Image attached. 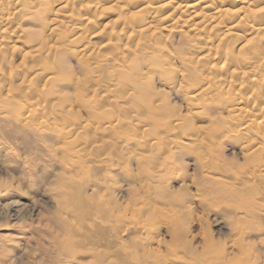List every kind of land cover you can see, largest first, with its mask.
<instances>
[{
    "label": "clouds",
    "instance_id": "clouds-1",
    "mask_svg": "<svg viewBox=\"0 0 264 264\" xmlns=\"http://www.w3.org/2000/svg\"><path fill=\"white\" fill-rule=\"evenodd\" d=\"M167 2L0 0V264H264V50Z\"/></svg>",
    "mask_w": 264,
    "mask_h": 264
},
{
    "label": "bare ground",
    "instance_id": "bare-ground-1",
    "mask_svg": "<svg viewBox=\"0 0 264 264\" xmlns=\"http://www.w3.org/2000/svg\"><path fill=\"white\" fill-rule=\"evenodd\" d=\"M249 1L250 0H232V3L231 4L224 6L225 7V10L231 11L237 17L234 21L227 23L226 28L223 29V31L225 32V34H229V31H230V33L232 34L233 37H234V35H237L235 37L238 38L241 35V34H239V31H241L240 29L243 30L242 32L245 34V36L246 35H250V34H256L257 31L264 30V27H262L263 26L262 23H257V20L258 21H261V20H259L260 19L259 17H262L261 15L263 14V13H260V12H263L264 11V0H251V2L253 1L252 3L249 2ZM162 3H163V12L161 13V15L171 10V12H168L167 14L162 15L163 17H166L167 18V19L164 20L165 31H167V25L171 22V16H172L173 12L176 11V9L173 6H170L168 4L167 0H162ZM244 3H246V6L243 5ZM177 4H184L185 6H187L189 8L190 11L192 9H195L196 10V13H197L195 15V21H197V22L201 18L200 15H199V13H200L201 10H203L204 12H207L209 15H211L213 12H217V11L220 10L218 7H216V6H214V5L210 4V3H206V2L205 3H201L200 0H177ZM110 6L111 5H105V7H110ZM60 7H63V5H61ZM82 7H83V5H82ZM247 8H250L253 11H255L256 12V15L254 17H251L249 19V26L248 27H246V28H240V27H238L239 20H240V17H243V15H244V12L242 11V9H247ZM12 10L15 11L16 8H14ZM10 13L11 12H9V13H7L5 15L4 22L2 24H0L1 26L6 25L7 22L11 23L10 21L13 20V19L10 17L11 16ZM63 13H65V14H63ZM63 13H60V9L57 8V14H60L61 17L65 18L66 17V11L64 10ZM109 15H114V14L109 13ZM148 19H151V17H148ZM213 23H214V21H213ZM9 25H11V24H8L7 26H9ZM2 30L3 31L4 30L6 31L7 28L4 27ZM9 32H12L13 33V37L15 38L16 32L13 31V30L12 31H9ZM242 36L243 35H241V37ZM235 41L236 42L233 43V45L235 46V48L238 49V50H240V49L242 50V47H244V44H241V43H243V42L242 41L240 42L239 39H237ZM246 42L250 43V44H248V48H250V50L251 49L253 50L254 48H252V47H254L255 45H252V40L251 39H246ZM250 45H251V47H250ZM256 46L258 47V44ZM14 50L15 49H13V51ZM255 56H257V55H255ZM231 68H233V67H231ZM245 68H247V67L245 66ZM245 68H243V76L246 79H248L250 73L253 72V69L247 70L248 68L247 69H245ZM234 73H235V71H234ZM256 73L253 74V75H251V80L258 81L259 82L262 78H264V75L263 76L261 75V77L260 76L257 77L258 75H256ZM22 79H23V77H22ZM9 90H11V88H9ZM240 93H243V92H240ZM244 103H245L244 101H242V102L240 101V107H244L245 106ZM31 112H32V109H29V111H28V113H26V115H31ZM239 259H240V257H238V256L235 257V260L237 262L239 261Z\"/></svg>",
    "mask_w": 264,
    "mask_h": 264
},
{
    "label": "rangeland",
    "instance_id": "rangeland-1",
    "mask_svg": "<svg viewBox=\"0 0 264 264\" xmlns=\"http://www.w3.org/2000/svg\"><path fill=\"white\" fill-rule=\"evenodd\" d=\"M249 2H251V0L249 1ZM253 2V1H252ZM251 2V3H252ZM244 6H246V3H244L243 4ZM78 6H80L81 8H83L82 7V5H78ZM20 8V5L19 4H17V6H16V10L14 11V10H11L10 12L12 13H10V17L13 19V20H11L10 22L11 23H9V22H7L6 23V25H4V26H1L0 25V33H4L5 35L7 34V32H9V31H15L16 29H17V24L16 23H14V21L16 20V17L19 15V11H18V9ZM13 11V12H12ZM65 11H66V17L65 18H67V14H69V9H65ZM168 12H171V10L170 11H168ZM168 12H166V13H164V14H162V15H165V14H167ZM259 13V12H258ZM260 13H263L261 16L262 17H259L260 19L259 20H261V21H258L257 20V23H262V27H264V11L263 12H260ZM63 14H65V13H63ZM63 18V17H62ZM8 24H11V25H9V26H7ZM168 24V23H167ZM4 27H6L7 28V32L4 30H2ZM9 30V31H8ZM241 31H239V34H241V35H243L242 37H241V35L238 37V38H236L235 36H237V35H234V37H233V40H232V43H234V42H236L235 40H237V39H239V41L241 42H243V43H241V44H244V47H242V50H246L247 52H248V54L249 55H252V56H254L255 57V55H258V54H260L261 53V51L262 50H264V41H261V42H259L258 43V47L255 45L254 47H252V48H254L253 50L251 49L250 50V48H248V44H250V43H248V42H246V39H253V37L255 36V34H250V35H246L245 36V34L242 32L243 30L242 29H240ZM96 37H94V39H95ZM246 38V39H245ZM246 44H245V43ZM247 46V47H246ZM16 47H19V42H17V45H16ZM238 50V49H237ZM241 50V49H240ZM15 51V50H14ZM77 51H79V49H77ZM25 52L27 53V49L25 50ZM23 58L22 57H20L19 59H17L16 60V63L17 64H19L20 62H21V60H22ZM226 67H228V65H227V62L226 61H223V62H221V64H220V68L221 69H224V68H226ZM231 67H233V68H231ZM228 70L230 71V72H232L233 74H234V76H233V78L235 79V80H247L244 76H236L235 74H236V72H237V69H236V67L233 65V66H231ZM247 68H245V69H247V70H249V69H253V66L252 65H247L246 66ZM234 71H235V73H234ZM264 68H261V70L259 71V72H257L256 73V75H258L257 77H261V75L263 76L264 74ZM22 81V82H21ZM258 81H253V80H250V83L249 84H244V83H236L235 85H234V88H235V91L237 92V94L238 95H240V94H244V95H246L247 97H248V100H249V102H252L253 101V93L257 90V88H264V85H261L259 82L257 83ZM15 83H17V84H23V79H22V77L21 78H19V79H16L15 80ZM225 83V86H228L229 84H231L232 83V81H227V82H224ZM258 85H257V84ZM9 88H11V85L9 84ZM240 92H243V93H240ZM240 93V94H239ZM6 95H7V93H6ZM241 102L242 101H244L243 99H241L240 100ZM245 104V103H244ZM246 106V105H245ZM244 106V107H245ZM241 108H243V107H241ZM101 199H103V196H101ZM0 215H2V214H0ZM5 233H11V232H13L14 230H11V229H5V230H3Z\"/></svg>",
    "mask_w": 264,
    "mask_h": 264
}]
</instances>
